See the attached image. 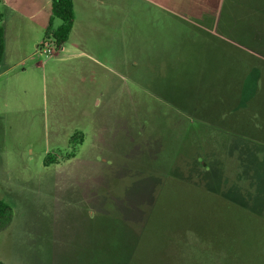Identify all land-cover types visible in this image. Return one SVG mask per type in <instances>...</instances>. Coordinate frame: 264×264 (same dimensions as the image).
Masks as SVG:
<instances>
[{
  "label": "rangeland",
  "instance_id": "obj_1",
  "mask_svg": "<svg viewBox=\"0 0 264 264\" xmlns=\"http://www.w3.org/2000/svg\"><path fill=\"white\" fill-rule=\"evenodd\" d=\"M154 1L118 0L97 61L46 57L38 31L12 43L27 72L0 82V263L124 264L150 218L140 264H264V132L232 131L264 115V0ZM242 86L253 107L218 119ZM200 163L257 214L166 179Z\"/></svg>",
  "mask_w": 264,
  "mask_h": 264
},
{
  "label": "crops",
  "instance_id": "obj_2",
  "mask_svg": "<svg viewBox=\"0 0 264 264\" xmlns=\"http://www.w3.org/2000/svg\"><path fill=\"white\" fill-rule=\"evenodd\" d=\"M151 1L155 2L154 0ZM73 2L75 9L74 28L69 41L54 55H64L62 61L73 57L97 61L91 54L93 45L99 47L101 51V47L105 40L112 44L113 38L111 36V28L113 24L110 12L113 9H117L118 0H73ZM51 10L52 0L0 1V12L4 15L6 27V52L4 61L1 65L0 82L9 88V90L12 91L11 86L15 83V77L17 78V75L27 72V69L24 68V71L16 74L14 73V69L16 68L15 64L11 62V60H14V57H11V52L16 49L18 54H20V60L15 58L16 61L19 60L18 62L23 61V57L21 58V46L13 47L12 43L18 45L21 42L23 44L25 35H29L31 32H35L36 34L38 31L33 42V47L38 48L39 45L44 42V33L50 23ZM102 23H106L105 30L103 29ZM107 25L110 26L109 31ZM59 26V21L55 20L54 27L57 28ZM11 28L14 30V36L10 35V32H12L10 31ZM42 37L43 41L41 40ZM104 38L106 39L104 40ZM9 58H11L10 62ZM42 65L43 64L40 62L37 63L36 66L41 67Z\"/></svg>",
  "mask_w": 264,
  "mask_h": 264
},
{
  "label": "trees",
  "instance_id": "obj_3",
  "mask_svg": "<svg viewBox=\"0 0 264 264\" xmlns=\"http://www.w3.org/2000/svg\"><path fill=\"white\" fill-rule=\"evenodd\" d=\"M55 20H59L61 22L60 26L57 28L54 27ZM74 23H75V9H74L73 0H52L51 18H50L49 26L47 27L44 33V42L47 40H52L54 45H56V47L58 48L62 47L64 44H66L69 41L72 30L74 28ZM5 52H6V27H5L4 15L0 12V70H1V65L4 61ZM258 68L255 67L254 65L252 70H258ZM261 73L262 76L264 77V71H261ZM244 91L245 89L242 86V90L239 91V94L236 95L235 98H230L229 100H227V98L223 99V102L221 103V106L218 111V119H221L222 117H225V119H227V117L230 115L231 118L237 119L238 115L244 116L245 113L248 112L249 109L253 107V105L255 104L254 103L255 98L253 97L250 98L246 102V104H243L244 94L242 93H244ZM200 118L202 122H204L205 124L207 123L214 124V120L212 119L213 117L211 115H207V116L203 115ZM244 122L245 125H243L242 119H241V123H239L238 120H236L235 123H237L240 126V128L233 127L234 129L232 131H234V133L239 131L241 136H245L246 138L249 137L254 140L259 139L257 134L258 131L263 130L264 132V115H262V113H259L258 111L251 112L249 113L248 117H246V120ZM246 126H248L247 130L245 129ZM79 134L80 133L74 135L71 138V144L73 146H76L77 145L76 143L79 142L82 143L83 135L82 134L79 135ZM78 136H81V139L78 140L77 138ZM191 167L192 168L189 172L190 174L188 175L185 174L186 176L181 175L182 178H180L177 175L172 176L169 174V176L166 179L168 181L173 179L177 181L180 180L183 183H187L194 186H197L199 184L203 186V188L205 189L208 195L216 196L238 207L246 209L244 205L242 206L237 201L230 199L228 197V192L226 190V187H224V184L223 185L219 184L217 185V187H213L210 185L209 182L210 180L207 179L206 173L203 172L202 170V168L204 167L203 163H200V165H192ZM158 206H160V200L157 197L152 209V214L155 212ZM248 211L257 214L256 212H254V210L249 209ZM260 214L258 215L262 216V214L261 215ZM10 217H11V212L9 210V206L2 199H0V227L4 225L6 226L11 220ZM148 221L150 222V218ZM149 222L146 224L144 231L141 234H138V236H136L137 239L136 241H134L131 247V254L129 255L128 258H126L124 264H140L141 255L139 250L143 242L145 231L147 229V226L149 225ZM184 235L186 237L185 236L183 237L186 238L190 243L193 244L195 242L190 240L191 236L196 237L191 227H188L186 229V234Z\"/></svg>",
  "mask_w": 264,
  "mask_h": 264
},
{
  "label": "built area",
  "instance_id": "obj_4",
  "mask_svg": "<svg viewBox=\"0 0 264 264\" xmlns=\"http://www.w3.org/2000/svg\"><path fill=\"white\" fill-rule=\"evenodd\" d=\"M54 43L52 40H47L39 45L38 51L45 55L46 57H51L54 55L53 52ZM62 47L57 48V51L61 50ZM56 51V52H57Z\"/></svg>",
  "mask_w": 264,
  "mask_h": 264
}]
</instances>
